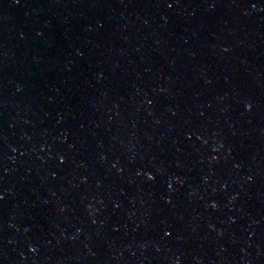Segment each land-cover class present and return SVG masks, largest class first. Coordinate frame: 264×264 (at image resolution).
<instances>
[{"label":"water","instance_id":"obj_1","mask_svg":"<svg viewBox=\"0 0 264 264\" xmlns=\"http://www.w3.org/2000/svg\"><path fill=\"white\" fill-rule=\"evenodd\" d=\"M0 264H264V0H0Z\"/></svg>","mask_w":264,"mask_h":264}]
</instances>
